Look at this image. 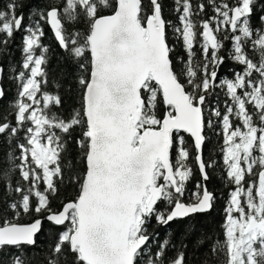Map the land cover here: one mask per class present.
<instances>
[{
    "label": "snow or ice",
    "instance_id": "1",
    "mask_svg": "<svg viewBox=\"0 0 264 264\" xmlns=\"http://www.w3.org/2000/svg\"><path fill=\"white\" fill-rule=\"evenodd\" d=\"M173 4L178 23L164 18L161 0H148L147 10L144 0H49L45 8H29L27 25L25 12H18L24 0H7L0 9V52L22 32L23 55L18 72L9 67L16 97L0 116V137L8 145L0 169V264H31L25 249L36 246L44 220L60 229L46 264H140L141 257L145 264H185L183 251L165 260L170 238L145 253L158 236L149 235L148 225L154 218L167 227L212 209L216 197L207 181L215 161L203 154L206 128L216 126L211 117L221 130L223 171L232 187L224 239L210 251L222 253L224 264H264V0ZM207 8L211 15L195 19ZM42 21L76 66L69 75L80 90V107L68 119L50 112L62 105L61 97L42 89L48 52ZM65 21L85 27L68 31ZM169 29L184 53L176 57L178 71ZM226 61L239 67L229 69L231 78H218ZM3 73L0 66V100ZM214 89L226 97L223 111L206 112ZM77 127L81 169L69 167L67 178L77 194L53 209L56 179L65 180L61 157ZM190 160L200 180L185 203ZM21 215L35 218L15 222ZM5 249L15 251L5 255Z\"/></svg>",
    "mask_w": 264,
    "mask_h": 264
},
{
    "label": "trees",
    "instance_id": "2",
    "mask_svg": "<svg viewBox=\"0 0 264 264\" xmlns=\"http://www.w3.org/2000/svg\"><path fill=\"white\" fill-rule=\"evenodd\" d=\"M25 7L18 9L25 12V25L29 23L27 19L28 10L32 6L39 8H45L49 0H24ZM205 3L207 0H192L193 5L199 3ZM219 2V0H217ZM7 0H0V9H3ZM147 10L148 0H144ZM163 5V15L166 20H171L173 23H178L176 14L173 12V0H161ZM228 3H233V0H228ZM103 14H110L108 10H105ZM211 8L206 9V14L195 18L204 19L208 15H211ZM255 23V16L253 17ZM43 29V37L41 43L48 48L47 52V64L44 66L47 72V83L42 86L43 91L52 95H59L62 99V105L57 107L55 105L50 106V112L57 113L60 117L68 119L74 109L80 107V90L78 89L73 76L69 73H76L75 64L69 60L67 53L61 49L57 41L55 40L48 24L41 22ZM64 26L68 31L72 29L83 30L85 25L82 21H77L75 24H70L67 21L64 22ZM199 31V28L197 29ZM22 32L15 33L13 42L10 44L9 49H5L0 52V66H3V87L6 91V95L3 100L0 101V116L6 115L11 110L10 102L16 97L17 86L10 77L15 73L9 71V67L15 68L18 72L20 70V63L22 62L23 55L20 50ZM168 40L170 46H175V51L172 53V61L177 71L181 67L176 61L178 55H183L182 45L177 43L172 35L171 29L168 30ZM228 47V42L225 41V49L221 51V55H225ZM197 57L199 58L200 49L197 46L195 49ZM38 54V53H37ZM239 66L233 65L230 61H226L219 69L218 78L232 77L230 68ZM39 79V78H38ZM39 95V94H38ZM226 99L223 92L220 89H214L213 95L208 97V108L206 112L211 108H219L223 111V101ZM216 125L212 129L206 128L207 140L204 145L203 154L205 160L211 158L215 161L214 167L208 169L210 179L207 181V187L209 191H212L216 197L213 202L212 209L205 214H194L183 220H175L171 222L167 227L158 226L153 218L152 222L148 225L149 235L158 233V236L150 241L145 249L146 254H151L156 251V246L164 239H171V244L165 254V260L175 258L179 252L185 253V264H224V256L222 253H213L210 251L211 246L219 239L223 240V228L222 225L225 219V208L228 201V193L231 189V185L227 183L226 174L223 169L222 153L220 152V146L223 143L221 130L216 122L215 117H211ZM9 119H12L10 116ZM81 129L75 128L71 136L73 139L69 140L67 150L62 154L61 167L64 169V183H60L59 179H56V184L59 188L58 194L51 199L53 209H58L61 205L73 198L77 194V186L75 184L68 183V168L71 167L73 173H77L81 169L79 163V149L76 147L75 138L80 135ZM186 135V146L189 148L192 156L194 157L195 151L192 148V140ZM8 152V145L3 137H0V169L6 167L5 156ZM71 161V165H69ZM189 163L193 169V175L189 181L186 182L185 195L182 198L185 203L190 202L193 199L192 193L196 189V183L200 180V173L195 166L194 161L190 160ZM51 167V166H50ZM18 179L17 175L12 176L13 183ZM248 179V178H247ZM0 199H3L2 183H0ZM35 217L21 215L15 222L29 223ZM60 229L54 227L52 224L43 221L42 231L36 237V246L27 247L25 250L28 252L31 259V264H46L47 255L50 253L49 245L52 243L54 235ZM9 251H15L14 249H5L6 255ZM140 264H145L144 258H140Z\"/></svg>",
    "mask_w": 264,
    "mask_h": 264
},
{
    "label": "water",
    "instance_id": "3",
    "mask_svg": "<svg viewBox=\"0 0 264 264\" xmlns=\"http://www.w3.org/2000/svg\"><path fill=\"white\" fill-rule=\"evenodd\" d=\"M48 27H49V25H48ZM49 29H50V27H49ZM51 30V29H50ZM51 32H52V30H51ZM52 34H53V32H52ZM53 36H54V34H53ZM55 38V37H54ZM56 40V39H55ZM58 43V42H57ZM1 101V100H0ZM191 138V137H190ZM191 140H192V138H191ZM209 212V211H208ZM208 212H205V213H208ZM205 213H200V214H205ZM188 218V217H187ZM47 221V220H46ZM32 222V221H31ZM31 222H29V223H31ZM48 222V221H47ZM20 224H28V223H20ZM37 237V236H36ZM36 239V238H35Z\"/></svg>",
    "mask_w": 264,
    "mask_h": 264
},
{
    "label": "rangeland",
    "instance_id": "4",
    "mask_svg": "<svg viewBox=\"0 0 264 264\" xmlns=\"http://www.w3.org/2000/svg\"><path fill=\"white\" fill-rule=\"evenodd\" d=\"M249 180L253 179V177H248Z\"/></svg>",
    "mask_w": 264,
    "mask_h": 264
}]
</instances>
